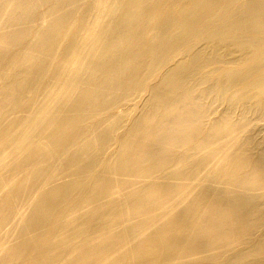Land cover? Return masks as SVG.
Wrapping results in <instances>:
<instances>
[{
  "label": "bare ground",
  "instance_id": "obj_1",
  "mask_svg": "<svg viewBox=\"0 0 264 264\" xmlns=\"http://www.w3.org/2000/svg\"><path fill=\"white\" fill-rule=\"evenodd\" d=\"M0 264H264V0H0Z\"/></svg>",
  "mask_w": 264,
  "mask_h": 264
}]
</instances>
